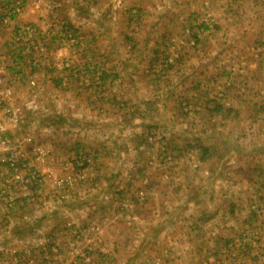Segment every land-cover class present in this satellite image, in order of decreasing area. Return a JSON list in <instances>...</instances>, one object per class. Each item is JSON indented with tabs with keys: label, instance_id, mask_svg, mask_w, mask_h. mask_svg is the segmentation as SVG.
I'll return each mask as SVG.
<instances>
[{
	"label": "rangeland",
	"instance_id": "1",
	"mask_svg": "<svg viewBox=\"0 0 264 264\" xmlns=\"http://www.w3.org/2000/svg\"><path fill=\"white\" fill-rule=\"evenodd\" d=\"M49 1L54 2V5L48 4L42 9H33L45 13L48 11L47 14L50 15L62 7L61 10L66 14L70 13L71 16L69 17L73 21L82 25V27L85 25V27L82 31L78 27L72 28L77 31L68 29L67 31L69 32L66 34L68 37L63 36L61 38L57 33L47 34V38L40 39L45 45V50L39 44H37V48L38 50H44L43 62L48 67L46 71L52 75L54 74L57 77L56 79L61 80V87H66L67 77L70 75L66 70L75 66L74 61L85 58V54L87 56L91 54L88 47L92 44V47H94L92 54L95 53V57L97 56L95 61L98 58V63H104V69H107L112 80H115H113V83L103 86V88L118 97H123L118 99V104H114L115 112L109 117H112L111 119L115 123L120 122V124L125 127L127 125L130 128H128L129 130L124 129L120 134L119 145L121 150L122 145H126V149L131 148L128 154L132 158L137 152L134 147L141 143L142 139H145V142L141 143L144 145L143 147L151 150L152 155L156 156V158L159 156L162 160H166L169 155L163 152L160 153V148L166 144L169 147H176L180 152H175L173 159H167L168 162L173 163L165 169V172L171 171L169 169L171 168L172 171L192 175L201 172L202 168H196L195 162L197 163V158H191V155L199 152V149L191 148L188 145L194 144L198 146L197 144L200 143V145H205L211 149L210 157L203 162L204 168L217 169L218 164H220V168L225 166V173L236 174L237 179L230 176L229 180L234 179L238 188L245 190L251 187V193L253 191L257 193L256 191L258 190L264 192V111L255 115L258 107L261 104L264 105V0L256 2L254 7H250L252 5L243 7L242 2L240 10L243 9L245 11V16L251 15L253 18L237 17V14L234 19L226 20L218 29L216 20L213 21L210 18L204 19L201 17L194 19L187 27H181L180 29L178 28L179 26L165 27L164 24L163 26L155 27L156 25L153 26L149 22L146 24L149 25V28L145 26L140 33L126 31L128 33L114 34V32L110 34L109 38H105V35L100 33L93 35L90 31V28L96 27L95 21L97 19L102 22V25L105 24L104 17L99 15L96 19L93 13L90 12V0ZM63 2L64 5L62 6ZM29 3H31L30 0H25L24 6L26 4L29 7ZM98 3L103 6L104 2L99 0ZM3 8L4 6L0 3V29H6L7 25L14 22V18H12L10 24L3 22ZM102 9L105 8L103 7ZM121 14L122 12L118 15V18L121 17ZM122 19L120 18V21ZM136 20H132V27L139 25ZM45 24L46 30L52 33L50 32L52 25ZM204 24L207 25L208 29L202 28ZM63 25L64 23L59 26V32L63 30ZM192 28L195 30L194 33H192ZM70 34L74 36L70 37ZM126 36L131 37V39ZM16 37L17 35H14L10 42L11 48L9 50V57L13 64L15 62L18 64L19 62V58L16 60L14 57L13 44H20L16 42ZM26 40L28 39L25 37L24 43H28ZM133 43L140 45V48L131 49ZM68 45L72 47L70 48L69 56L65 54ZM144 45L146 46L145 48H143ZM258 45L259 49L255 48ZM5 46L2 45L0 48V61L4 65V59L7 54L1 49ZM24 46L21 47L26 49L27 45ZM22 48L20 49L22 58L29 64L30 61L37 64L41 52L34 51V56H32L31 52L23 54ZM84 50H87V52ZM65 62H69L70 67L61 65ZM33 74L29 78V83L33 89L30 94V100L23 105L27 111H30L29 116L31 119H29L25 110L20 108L22 110L20 122L12 128L4 130V133H0L2 139L11 141V145H9L11 150L0 145V158H4V155L11 151L15 155L18 154L17 151L19 150L25 153L31 164L25 165L23 169L21 168L23 165H19L21 170L18 171H29L32 165L33 168L46 172L44 183L46 196H50V200L55 202L58 190H60L56 181L67 174L87 170L85 167L82 168L84 165L81 159H85L90 163V158H93L92 155L94 154L89 151V156L80 158L79 153L75 151V146H72L71 134L63 135L64 131H66V128H63L65 123H76L79 119L77 112L76 115L73 114V111L76 110H73V107L70 106L75 105L73 98L71 96L69 98L65 97L60 100V104L53 101V104L56 103L59 109L52 107L49 109L50 114L46 115V103L39 100L38 94L34 90L37 88L36 80L38 76L34 77L32 76ZM115 76H118V78ZM31 80L35 81V85H32ZM7 84L13 90L12 104L17 107L14 105L16 93L13 84L12 82H7ZM90 84L86 82L85 86ZM44 86L45 89H48L56 85L50 82L44 83ZM73 89L75 90L74 86L70 87L69 90L73 91ZM86 91H88L86 87L81 88L82 96L76 98L80 102L78 108L81 106L87 108L88 94H86ZM32 93L34 94L33 96ZM193 93H196V97L191 96ZM247 94L248 96L251 94V98ZM31 97L33 98L31 99ZM136 97H140V99L142 97V99L140 100ZM209 100L215 102L207 104L206 102ZM214 103L224 104V107H230L232 111L228 115L224 114L226 113L225 110H221V114H210L208 109L215 107ZM255 103H257L256 108H254ZM59 113H70L71 115L61 119L63 117ZM92 114V120L87 118L90 115L81 114V116L93 123H96V116L101 119L106 116L103 110L100 111L98 109L94 110ZM252 116L254 120L251 118ZM43 118H50L49 124L41 123ZM97 120L99 121V119ZM100 122L102 123V121ZM148 123H150V127ZM70 132L71 130H69ZM123 132L125 135H123ZM26 136H30L32 141H23ZM59 139H65L67 146L58 143ZM252 139L261 140L255 142V146H250ZM122 140L125 142H122ZM36 145L47 149L50 148L57 160L44 162L37 160L33 151ZM228 145L231 146V149H228ZM234 149L239 151L236 157H234L235 154L232 152ZM83 150L80 152L86 153V150ZM167 153L172 155L170 150ZM218 155H226V157L221 158ZM93 164V169H95V161ZM155 169H158V165L155 168L153 166L152 169L147 168L144 171L150 170V172H153ZM18 171L14 170L15 173H18ZM87 171L89 173V170ZM0 173L12 174L13 170L5 163L0 162ZM242 174H245V176H241ZM11 177L9 176V179ZM0 181L3 182L4 180L0 179ZM88 182L89 180L75 184L73 198L64 200L60 208L54 213L50 212L49 216L53 220H61L59 222L62 223H79L80 227L94 224L92 226L96 227L100 238L97 240L94 236L89 235L90 240L92 239L91 246L95 253H101L100 251H102L104 255L103 260L101 259L102 257L97 256L95 261L102 260L99 264H126V257L123 256L125 254L124 250L118 244H115V246L112 243L110 244L108 240L110 238L109 234L107 235L108 229L104 223L99 221L84 223L76 216L77 213H74L73 208L77 202L75 199L78 190H83L89 186ZM188 182L189 180H187ZM133 184L137 185L136 181ZM244 196L237 197L239 199L237 204L239 208L243 207V209L248 205L247 195ZM231 201H228V206H230ZM252 204L254 208H264V199H257L254 196ZM226 211H229V208ZM18 212L29 213L30 209L25 210L19 204ZM255 221V225L258 226H251V233L247 232L241 235V238H245L244 242L250 243V241H253L255 239L253 235L256 239L260 235H264V218L260 216ZM64 227L65 225H57L54 229L59 230ZM2 228L0 227L1 230ZM124 228L122 225V229ZM244 228L242 227L243 231ZM45 231L51 232L50 229ZM9 233V229L4 230L3 235H9ZM54 233L56 231H53L51 235ZM5 239L9 244H13L11 243L12 238L9 236L5 237ZM237 244L239 245V239ZM132 251L134 253L139 251V247L135 243ZM147 256L149 255L147 254ZM139 260L135 257V259L129 260L128 264H142Z\"/></svg>",
	"mask_w": 264,
	"mask_h": 264
},
{
	"label": "crops",
	"instance_id": "2",
	"mask_svg": "<svg viewBox=\"0 0 264 264\" xmlns=\"http://www.w3.org/2000/svg\"><path fill=\"white\" fill-rule=\"evenodd\" d=\"M90 1V12L96 19L99 15L105 18L104 25L98 19L96 20L98 23L95 21L96 27L90 28L91 33L93 35L104 34L105 38H109L110 34L114 32V34L126 31L140 33L145 26L149 28V25H146L149 22L153 26L156 25L155 27L164 24L165 27L179 26L180 29L201 17L216 20L218 29L226 20L234 19L237 14V17L245 16V11L240 10L242 2L243 7L246 5L254 7L256 2L261 0H102L103 6L99 5V0ZM1 4L4 6V12V9L10 6L11 1L1 0ZM30 6L31 3H29V7L25 4L22 11L15 16L13 23L7 25L6 29H0V41L6 45L1 51L3 50L7 54L4 59L5 65L2 64L5 69V79L7 82H12L15 89L14 105L25 110L26 114H29L30 111H27L23 105L30 100L33 89L29 78L34 72L36 73L32 76H38L37 88L34 90H36L35 93L38 94L39 100L46 103V115L50 114L49 109L52 107L59 109L56 103L60 104V100L70 96L73 98L75 105L70 106L76 110L73 111V114L76 115L77 112L79 119L76 123H65L63 128H66V131L63 135L71 134L72 146H75V151L78 153L85 149L87 154L90 151L94 154L92 163L95 161L94 170L92 169L94 164L91 166L88 182L90 185L85 187L84 191L79 189L75 199L77 202L73 210L74 213H77L76 216L80 221L104 223L108 229L107 235L109 234L110 244L112 243L113 246L118 244L124 250L123 256L126 257V264L135 257L142 259L143 262L147 254L161 256L164 251L167 252V260L170 264H264V235H260L258 239L253 235L255 239L250 243L244 242L245 238H241L242 234L252 231L251 226H258L255 225L256 218L260 216L264 218V208H254L252 204L254 196L257 199H264V192L258 190L257 193L254 191L251 193V187L245 190L238 188L234 179L229 180L230 176L237 179L236 174L225 173V166L220 168V164L217 169L204 168V163L199 160L198 152L193 153L191 158H197L195 167H201L202 171L192 175L172 171L171 168H169L171 171L165 172V169L173 163L168 162L167 159L171 160L175 157V153L171 152V147L167 144L159 150L160 153H166L171 157H167L166 160H162L159 156L156 158L152 155L151 150L144 148L141 143L134 147L135 151L137 150L136 154L132 158L129 157L128 151L131 148L126 149V145H122L121 150L119 145L121 132L129 127L127 125L125 127L120 122L115 123L111 119L112 117L109 118L115 112V106L111 101L113 102L117 95L111 91L107 92V89L103 88L115 80L113 79V81L110 75L102 83V70L107 71V69H104V63H98V58L95 61L97 56L95 57V53L92 54L94 49L92 44L88 47L91 54L88 56L85 54V58L76 60L77 63L74 61L75 68L82 71L90 70L86 71L83 76L86 82L91 83L89 86H85L83 83L86 82H83L84 80L80 77V80L72 79L73 81L71 80L72 82L67 87H61L57 84V77L46 71L48 67L43 62L45 45L40 39L47 38V34L59 33V26L65 22H69L73 27H78L80 31L84 30L85 25L82 27L73 21L69 17L70 13L66 14L61 10L62 7L57 9L54 14L49 15L47 12L36 11ZM103 7L105 9L101 10ZM121 12L122 21L118 18ZM135 12H137L136 15ZM245 17L253 18L251 15ZM134 19H137V24H139L137 27H132ZM45 23L52 25L50 30L52 33H45ZM24 24L37 26L40 30L39 35L30 37L25 34L23 37L24 39L28 38L26 40L28 43H24V40L18 45L13 44L14 55L18 54L19 58L18 64L16 62L13 64L9 57L10 42L14 35L21 34L19 28ZM130 28L131 30H129ZM194 32L193 29L192 33ZM23 44L27 45L26 49L22 48L25 47ZM37 44H41L44 50H38ZM39 45L38 47H40ZM136 47L140 48V45L136 43L131 45V49ZM145 47L144 45L143 48ZM21 48L24 51L23 54L31 52L32 56H34V51L41 52L37 64L31 61L30 64L27 63L21 56ZM70 48H72L70 45L66 48L65 54L68 56ZM255 48L259 49V45ZM16 50L18 51L16 52ZM84 51L87 52V50ZM50 82L55 83L56 86L45 89L44 83ZM69 86H74L76 91L69 90ZM85 87L88 90L86 91L88 94L87 108L84 106L78 108L80 102L76 98L82 96L81 88ZM191 96L196 97V93ZM250 96L251 94L248 97ZM101 97H105V105L96 102ZM109 98H111L110 101ZM120 98L123 97L117 96V101ZM136 98L140 99V97ZM53 101L56 103L53 104ZM242 101L244 100L242 99ZM96 109L103 110L106 116L102 119L96 116V123L87 121V118L92 120V113ZM59 114L63 117L61 119L71 115L70 113ZM81 114L90 116L85 118ZM69 130H71L70 133ZM123 135H125L124 132ZM123 140L122 142H125ZM260 140L252 139L250 146H255L254 143ZM58 143L67 146L65 139H59ZM168 149L174 156L167 153ZM228 149H231V146ZM232 152L235 154L234 157L239 154V151L235 149ZM218 156L226 157V155ZM151 165L154 168L158 165V169L153 172L144 171L147 168L152 169ZM241 176H245V174ZM201 179L202 181H200ZM187 180H189L188 183ZM135 181L137 185L133 184ZM244 195H247L246 200H248L245 209L239 208L237 204L239 200L237 197H245ZM226 200H233L230 202V206ZM227 208L229 211H226ZM122 225L125 227L124 229H122ZM242 227H245L244 231ZM238 239L239 245L237 244ZM134 243L139 247L138 254L132 251Z\"/></svg>",
	"mask_w": 264,
	"mask_h": 264
},
{
	"label": "built area",
	"instance_id": "3",
	"mask_svg": "<svg viewBox=\"0 0 264 264\" xmlns=\"http://www.w3.org/2000/svg\"><path fill=\"white\" fill-rule=\"evenodd\" d=\"M10 1V6L6 7L2 16L5 24H10L12 18H15L22 11L25 0ZM30 2L32 3L30 7L38 10L48 4L54 5V2L49 0H30ZM19 30H21V34L16 37V42L19 43L24 39L23 36L25 34L33 37L37 36L40 31L37 26L32 24L21 25ZM63 30L58 35L61 38L63 36L68 37L66 34L69 31ZM45 32L49 33L48 30ZM69 36L72 37L74 35L70 34ZM1 42L0 48L5 45ZM14 57L17 60L18 54ZM61 65L70 67L69 62ZM4 70L0 61L1 134L5 132L4 130L17 125L22 118V110L12 104L13 90L6 82ZM31 83L35 85L34 80H31ZM23 141L31 142L32 138L26 136ZM0 145L11 150L9 147L11 141L0 137ZM34 147L33 151L37 160L41 162L47 160L55 161L56 158L50 148L47 149L38 145ZM17 152L18 154L15 155L11 151L6 153L4 158H0V162L5 163L13 170L12 174L0 173V179L4 180L3 182L0 181V227H3L2 230L0 229V264H99L104 259L103 252H94L91 246L92 239L90 240L89 237V235L94 236L97 240L100 238L96 227L92 226L94 224L80 227L79 223H62L59 222L61 220H53L49 216L50 212L54 213L60 208L64 200L73 198L75 184L89 179L88 169L59 178L56 182L59 184L58 189L60 190H58L55 198L56 201L52 202L50 196H46V187L44 185L46 172H41L33 168L32 165L29 171H18L21 170L19 165L21 166L22 164L23 167L21 166V168L23 169L25 165L31 163L25 153L21 150ZM14 170L18 171V173H15ZM9 176H12L11 179H9ZM19 204L25 210L30 209V212H18ZM57 225H65V227L55 230L54 227ZM8 229L10 233L6 235L12 238L11 243L13 244H9L5 239L7 236L3 235L4 230ZM46 229H50L51 232L45 231ZM53 231H56V233L51 235ZM97 256L102 257V260L95 261ZM140 261L142 262V259ZM143 262L144 264H170L167 260L166 251L161 256L146 255Z\"/></svg>",
	"mask_w": 264,
	"mask_h": 264
},
{
	"label": "trees",
	"instance_id": "4",
	"mask_svg": "<svg viewBox=\"0 0 264 264\" xmlns=\"http://www.w3.org/2000/svg\"><path fill=\"white\" fill-rule=\"evenodd\" d=\"M0 3H1V0H0ZM73 28V26L69 23V22H65L64 23V25H63V31H65V30H68V29H72ZM202 28H204V29H208L207 28V25H203L202 26ZM73 30V29H72ZM73 31H77L76 29L75 30H73ZM128 39H131V37H128V36H126ZM74 67V68H73ZM95 69V68H94ZM88 72V71H90L89 69L87 70V69H84V71H82V70H80V69H78V68H75V66H72L71 68H69L68 70H66V72H69V74L70 75H68V77H67V81H66V87L70 84V82H72L73 80L72 79H76V80H80V77L84 80L83 82H86V80L84 79V74H86L85 72ZM71 73H74V74H71ZM68 74V73H67ZM109 76H110V73H108V71H105V70H102V74H101V80H102V83H104L108 78H109ZM115 77H117V76H115ZM72 80V81H71ZM57 81V80H56ZM57 84H61V80L59 79L58 81H57ZM84 85L86 84V83H83ZM83 86V85H82ZM104 99H105V97H101V98H99L96 102L97 103H99V104H103V105H105V103H104ZM110 99L111 98H109L108 100L110 101ZM211 102H215V101H213V100H209V101H207L206 103L207 104H210ZM97 103H94V104H97ZM111 103L114 105V104H118L119 102L117 101V96H115L114 97V99H113V102L111 101ZM215 104V107H213V108H209L208 110H209V113L210 114H213V115H216L217 113H222L221 112V110L223 111V110H225V112L226 113H224V114H226V115H228L231 111H232V109L230 108V107H224V104L223 105H220V104H218V103H214ZM257 107V103H255L254 104V108H256ZM262 111H264V105L263 104H261L259 107H258V109L256 110V114L255 115H257V113L259 114L260 112H262ZM216 113V114H215ZM27 116L29 117V119H31L30 118V116H29V114H27ZM26 116V117H27ZM26 117H25V119H26ZM50 120V118H43V119H41V123H47V124H49V121ZM148 126L150 127V123H148ZM149 130H151V128H149ZM150 134V133H149ZM143 142H145V139H142V141H141V143H143ZM188 144V143H187ZM198 146H195L194 144H189L188 146H190L191 148H197V149H199L198 151V155H199V160L201 161V162H204V161H206V158H209L210 157V155H211V149H210V147H207V146H205V145H200V143H198L197 144ZM170 150H171V152H180L179 150H178V148H176V147H171L170 148ZM175 150H178V151H175ZM78 153H79V155L80 156H83L82 158H85V157H87V156H89L87 153H85V152H80V151H78ZM175 155V154H174ZM174 155H172V156H174ZM169 158H171V157H169ZM91 160L93 159V158H90ZM172 159V158H171ZM82 160V164L84 165V166H82V168H84L85 167V169H88L89 170V179H90V172H91V166L93 165V163H92V161L89 163V162H87L85 159H81ZM93 169V168H92ZM94 170V169H93ZM88 179V180H89Z\"/></svg>",
	"mask_w": 264,
	"mask_h": 264
}]
</instances>
